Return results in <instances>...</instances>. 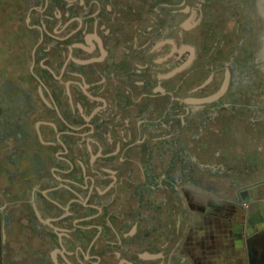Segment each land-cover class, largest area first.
Listing matches in <instances>:
<instances>
[{"label": "flooded vegetation", "instance_id": "af4514ba", "mask_svg": "<svg viewBox=\"0 0 264 264\" xmlns=\"http://www.w3.org/2000/svg\"><path fill=\"white\" fill-rule=\"evenodd\" d=\"M240 1L3 2L0 154L15 137L22 173L0 171V264H194L218 179L244 208L264 189V103L223 101L252 41Z\"/></svg>", "mask_w": 264, "mask_h": 264}, {"label": "crops", "instance_id": "0c3cea01", "mask_svg": "<svg viewBox=\"0 0 264 264\" xmlns=\"http://www.w3.org/2000/svg\"><path fill=\"white\" fill-rule=\"evenodd\" d=\"M216 193L211 203L200 204L202 212L187 239L185 253L194 264H252V241L262 238L261 232L255 231L264 229V189L248 193L245 208L242 200L223 187Z\"/></svg>", "mask_w": 264, "mask_h": 264}, {"label": "rangeland", "instance_id": "374dc122", "mask_svg": "<svg viewBox=\"0 0 264 264\" xmlns=\"http://www.w3.org/2000/svg\"><path fill=\"white\" fill-rule=\"evenodd\" d=\"M4 1L0 0V7ZM8 1L9 0H7V2ZM10 1H14V0H10ZM234 1H235L236 6L239 3H241L240 0H234ZM239 5H241V4H239ZM249 11H250V15L247 16V14H246V19H247V24L252 27L251 28L252 31L250 32L252 41L246 47L245 59L236 58V60L234 62V64H235L234 69H236L235 70V76H234V83L232 84V87L230 89L229 94H227L223 98V101H225V100L238 101V100H241L240 96L247 94L245 96V102H253L254 103V102L262 101L264 103V0H250ZM2 12L0 11V28H5V31H6V27H2V25H1L2 24V18L1 17H4V16H2V15H4V13H2ZM4 12L5 13L7 12L6 9ZM7 23H8V21L6 22V24ZM256 30H258V31L256 32ZM254 31L256 34L260 35V37H259V39L261 40L260 45H259V43H256V41L253 39V35H254L253 32ZM256 44L259 45V47H260L259 49L254 47V46H256ZM248 56H252L251 58H249V60L251 59L250 60V66L247 64L248 61H246ZM11 62H12V60L7 58L5 54L0 53V88L2 90H3V88H10L12 90L16 89V85L18 84V82L16 80H13L14 76L12 75V73H10ZM239 67H244V69L246 70L245 77H244L243 73H240V71L238 70ZM9 79H10V81H9ZM18 87H19V84H18L17 88ZM1 92H4V91H1ZM11 92L15 94V92H17V91H11ZM22 100H23L22 99V93H21V95H19V94L13 95L12 94L11 97L9 98L10 102H12V103L16 102V104L19 103L18 101H22ZM242 100H244V99H242ZM0 103H5L6 105H8V100H4V96L0 95ZM0 107L3 108V106H1V105H0ZM2 108L0 111V128L1 129H2V126H5L3 123H1V121H3L2 120V117H3ZM206 109L207 108L204 109L203 114L206 113ZM18 114H19V112H18ZM16 115H17V113H15L14 118L16 117ZM15 131H17L16 127L13 129V132H15ZM11 142H12V146L15 147L16 153L15 154L12 153V150H11V155L7 156L9 151H8V149H5V155L3 156L2 154H0V171L4 168L3 164H6L7 160L10 158L11 164L13 162H16V161L18 163H20L19 168H20V171L22 173V166H21L22 160L19 158L20 152H19V149L17 148L19 145L18 140L15 139V137H14V138H12ZM2 146H3V144H1L0 147H2ZM0 150H1V148H0ZM28 158H31V161L32 160L37 161V159H38L34 154L30 155V157H28ZM26 161H28V160H26ZM187 164H188V166H189L188 168L190 170H191V168H193V169L195 168V166L192 164V162L190 161L189 158L187 159ZM24 166H28V164L26 163ZM24 166H23V169H25ZM14 167L16 168V166H14ZM16 172H15V170L12 171V175H11V179H10L12 181L11 185H13L15 182L14 175ZM210 179H211L210 175L203 174V176H202L203 181L208 180V182H209V181H211ZM214 182L217 183V180L214 179ZM6 183H9V182H6ZM1 184L3 185L4 183L1 182ZM2 185H0V186H2ZM222 185L223 184H222L221 179H218V187L220 188V190H221ZM216 192H217V189H216ZM3 201L4 200H3L2 196H0V207L3 203ZM255 232H257V233L261 232L260 237H262V238L261 239H259V238L253 239L254 241H252L253 246L251 247V252H252L251 258H252V261H255L252 264H264V229H261V231L257 230ZM0 242H1V223H0Z\"/></svg>", "mask_w": 264, "mask_h": 264}, {"label": "water", "instance_id": "95a60500", "mask_svg": "<svg viewBox=\"0 0 264 264\" xmlns=\"http://www.w3.org/2000/svg\"><path fill=\"white\" fill-rule=\"evenodd\" d=\"M229 83H230V74H228L227 79H226L225 84L223 85L222 89L215 95V97L213 99H210L209 101H214V100H218L219 98H221L226 93V90L229 87ZM261 185H264V183H262ZM249 199H246L245 202H248ZM252 200H254V198H252Z\"/></svg>", "mask_w": 264, "mask_h": 264}]
</instances>
